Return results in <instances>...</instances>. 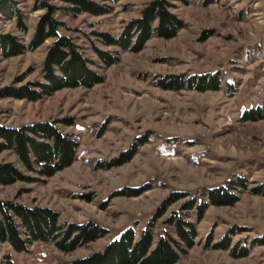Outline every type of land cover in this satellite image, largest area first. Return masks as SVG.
<instances>
[{"label": "rangeland", "instance_id": "obj_1", "mask_svg": "<svg viewBox=\"0 0 264 264\" xmlns=\"http://www.w3.org/2000/svg\"><path fill=\"white\" fill-rule=\"evenodd\" d=\"M41 1L13 0L27 31L19 28L16 16L0 12V33L28 45L45 11L35 8ZM95 1L113 5L114 11L73 16L60 9L56 17L63 22L60 32L74 38L103 82L63 88L38 101L0 98V123L56 122L79 141L76 160L51 177L26 172L33 182L0 185V200L50 207L58 211L61 223L92 221L109 233L72 252L40 241L22 252L0 243V264H68L102 251L129 226L140 236L171 193L206 199L208 188L238 176L249 178L248 189L234 205L209 206L197 225V243L175 264H264V242L252 244L264 238V195L253 192L264 186V119H241L245 109L264 97V0H172V11L184 27L172 38L154 36L140 51L121 52L111 66L100 61L94 45L114 48L104 46L94 32L119 35L151 0ZM52 42L49 38L35 50L9 58L0 51V90L42 81ZM216 73L218 90H173L160 84L170 76ZM134 145L136 153L128 162L113 164ZM5 162L20 165L9 150L0 153V163ZM144 187L137 196L119 194ZM184 201L156 219L155 243L165 229L172 231L165 219ZM188 213L196 217V210ZM225 236L232 239L231 249L239 243L251 246L250 253L235 257L230 249L206 245L209 237L214 243Z\"/></svg>", "mask_w": 264, "mask_h": 264}, {"label": "trees", "instance_id": "obj_2", "mask_svg": "<svg viewBox=\"0 0 264 264\" xmlns=\"http://www.w3.org/2000/svg\"><path fill=\"white\" fill-rule=\"evenodd\" d=\"M63 7L42 0L37 3L36 10L45 9L40 16L34 34L28 45L18 37L0 33V51L6 58L18 56L27 50H35L47 39L53 42L48 46L43 62L42 81H32L22 86H7L0 90V98L15 97L38 101L46 95H52L63 88L80 86L93 87L103 82V77L92 67V61L84 54L72 36L60 32L63 26L56 13L66 10L73 16L88 12L93 15L109 14L114 6L95 0H60ZM113 3L122 0H111ZM172 0H151L141 11V15L128 21L119 35L110 32H94L104 46L113 50L94 45L100 61L111 66L118 60V54L127 51H140L146 43L158 36L172 38L184 27V21L172 11ZM187 3V0H173ZM13 0H1L0 12L12 18L17 17L18 26L27 31L23 14ZM160 84L165 89L181 90L183 88L198 91L218 90L221 85L220 76L212 74H196L170 76L162 79ZM243 121L264 119V97L262 103L245 109ZM65 122V121H63ZM67 124H72L67 120ZM135 146L124 153L113 164L128 162L136 153ZM79 141L69 133H65L56 122L42 121L21 126H7L0 123V153L12 151L20 163H0V185H12L17 181L33 182L34 178L26 172H36L43 177L54 176L58 171L70 166L77 157ZM249 178L238 176L228 180L227 185L208 188L204 197H189L186 192H173L163 202L157 213L152 217L140 234L134 226H129L121 234L111 240L102 251L77 258L68 264H175L187 254L189 248L197 243L199 237L198 223L204 218L209 206H230L240 199L239 193L248 189ZM144 188L124 189L120 195L137 196ZM255 194L264 195V186L253 188ZM189 197V198H188ZM184 199L179 209L165 219V224L172 231L165 229L155 243L154 224L158 217L175 202ZM196 210V217L190 218L188 212ZM109 230L92 221L85 223H61L59 213L53 208L29 205L15 200H0V243H8L18 252L29 250V246L40 241L52 243L65 252L75 251L80 246L97 241L106 236ZM231 237L225 236L212 243V237L206 241L213 248L230 249L235 257L247 256L251 246L236 243L231 249ZM264 238L255 239L252 244H261ZM10 262V261H8Z\"/></svg>", "mask_w": 264, "mask_h": 264}]
</instances>
